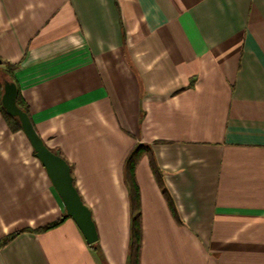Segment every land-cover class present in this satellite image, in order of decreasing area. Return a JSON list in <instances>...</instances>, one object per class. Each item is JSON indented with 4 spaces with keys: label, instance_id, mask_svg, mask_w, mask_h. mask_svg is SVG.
I'll use <instances>...</instances> for the list:
<instances>
[{
    "label": "crops",
    "instance_id": "crops-1",
    "mask_svg": "<svg viewBox=\"0 0 264 264\" xmlns=\"http://www.w3.org/2000/svg\"><path fill=\"white\" fill-rule=\"evenodd\" d=\"M0 60L97 232L0 113V264H127L137 145L139 264H264V0H0Z\"/></svg>",
    "mask_w": 264,
    "mask_h": 264
},
{
    "label": "water",
    "instance_id": "water-1",
    "mask_svg": "<svg viewBox=\"0 0 264 264\" xmlns=\"http://www.w3.org/2000/svg\"><path fill=\"white\" fill-rule=\"evenodd\" d=\"M1 64V60H0ZM17 89L11 82L4 81L0 98L2 109L10 117L19 121L21 131L31 145L35 157L39 160L50 180V184L58 195L65 215L74 222L86 243L91 245L97 242V232L91 217L90 210L83 204L78 192L72 183L70 167L67 162L51 152L34 132L29 117L16 104Z\"/></svg>",
    "mask_w": 264,
    "mask_h": 264
},
{
    "label": "trees",
    "instance_id": "trees-1",
    "mask_svg": "<svg viewBox=\"0 0 264 264\" xmlns=\"http://www.w3.org/2000/svg\"><path fill=\"white\" fill-rule=\"evenodd\" d=\"M16 65H13L11 63L1 61L0 64V98L3 88V82L8 81L15 85L17 89V97H16V104L17 106L29 116L28 108L25 106L24 102L22 101L20 95H19V89L16 84V81L14 80L13 71L15 69ZM1 106V104H0ZM0 113L3 116V120H5L7 126L9 127V130L12 132L21 131V127L19 124V121L14 118L10 117L5 113V111L0 107ZM28 118V119H29ZM152 150L148 145H137L135 149L130 153L128 156L125 165H124V182L127 186L128 192H129V247H128V255H127V264H139V258H140V251H141V236H142V228H141V214H140V200H139V189L136 183L135 179V166H137L139 160L145 156L147 157L149 161V165L151 168V171L153 173V176L161 189L160 192H162L165 200L167 201V205H169L170 210L173 214H175L174 206L172 205L171 198L166 192L165 187L162 183V176L159 168L157 167L155 158L153 156V153H151ZM63 222V219H60L54 223H51L50 225H47L43 228H40L36 230L37 232L46 231L52 228L57 227L58 225ZM16 236L15 234L9 235L7 237H4L0 239V248L6 245L12 237ZM97 242L95 244H91V248H94Z\"/></svg>",
    "mask_w": 264,
    "mask_h": 264
}]
</instances>
